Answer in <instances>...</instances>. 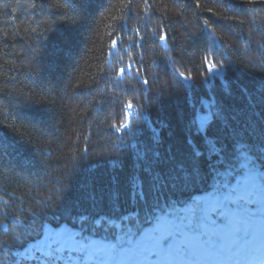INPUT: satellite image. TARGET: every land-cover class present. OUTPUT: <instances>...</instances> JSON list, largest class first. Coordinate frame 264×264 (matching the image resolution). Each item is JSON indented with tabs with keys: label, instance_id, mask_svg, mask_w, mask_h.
I'll use <instances>...</instances> for the list:
<instances>
[{
	"label": "trees",
	"instance_id": "1",
	"mask_svg": "<svg viewBox=\"0 0 264 264\" xmlns=\"http://www.w3.org/2000/svg\"><path fill=\"white\" fill-rule=\"evenodd\" d=\"M19 2L0 0V264H14L15 252L38 241L46 224L114 241L119 223L123 240L128 232L137 239L163 205L175 216L199 203L196 196L220 191L230 172L241 175L243 161L259 168L245 142L219 131L215 119L208 135L219 137L220 154L207 151L196 117L203 99L239 109L241 87L264 83V5L134 0L145 23L125 0H61L64 7L43 12ZM209 63L224 70L211 89ZM130 64L132 74L119 79ZM129 104L138 115L120 133ZM150 147L160 153L162 175L170 155L180 165L197 159L199 147L202 179L183 191L150 192L138 158Z\"/></svg>",
	"mask_w": 264,
	"mask_h": 264
},
{
	"label": "snow or ice",
	"instance_id": "2",
	"mask_svg": "<svg viewBox=\"0 0 264 264\" xmlns=\"http://www.w3.org/2000/svg\"><path fill=\"white\" fill-rule=\"evenodd\" d=\"M125 2L132 16L138 21L147 22L136 12L134 0H125ZM153 2L155 3V0ZM240 2L247 5H264V0H240ZM144 3L148 4V0H144ZM27 5H30L31 9H36L39 5L41 12L45 7L65 6L61 0H20L18 8L24 9ZM195 6L200 7L199 0ZM151 7L152 5H148L142 11L147 14ZM205 10L214 12L212 8ZM168 11L167 8L161 9L163 16H166ZM222 18L234 19L229 16ZM158 38L165 40L166 36L159 35ZM128 67L130 68L131 65ZM216 67L213 63L208 64L209 70H214ZM120 71L123 72L124 69L121 68ZM180 75L183 76L184 73ZM209 88L211 89V85ZM240 91L246 103L239 109L217 106L214 96L201 101V107L207 115L197 119L196 133L201 135L207 151L219 155L216 147L219 137L208 135V125L215 119L223 125L219 131L245 142L254 154L259 168L241 165V168L246 169L243 175L235 170L230 172L231 179L221 185L219 193L210 201L187 207L155 228L151 235H146L138 241L122 239V244H127L128 252L145 259L155 257L160 260H173L232 259L237 256L243 258L264 251V175L259 172V169H264V83L251 91L244 87H241ZM205 120L208 121V125L204 123ZM192 152L197 159L189 156L180 165L173 164L175 156L170 155L164 163L171 167L162 175L161 172L156 171V166L160 164V153L152 147L139 151L138 158L145 162L143 171L149 178V191L154 194L159 193L163 188L183 191L202 179L198 157L202 156L203 152L199 147L193 148ZM134 180L136 187L142 188L140 177H134ZM232 180L235 183H232ZM139 194L143 197L144 192L141 190ZM4 203L6 204L7 201ZM47 248L49 250L45 252L46 256L64 259L63 254L67 252L68 260L73 258V252L87 255L91 251L87 246L73 242L70 237L59 236L53 238L47 244Z\"/></svg>",
	"mask_w": 264,
	"mask_h": 264
},
{
	"label": "rangeland",
	"instance_id": "3",
	"mask_svg": "<svg viewBox=\"0 0 264 264\" xmlns=\"http://www.w3.org/2000/svg\"><path fill=\"white\" fill-rule=\"evenodd\" d=\"M160 42L164 47H166L165 40H160ZM119 44H120L119 41H116L113 44L111 55H115L118 53ZM130 65H131L130 68L128 66L123 67L124 71L120 72L119 79H123L125 75L132 74L131 69L133 68V65L132 64ZM208 73H209V80L206 81L207 85H209L216 77L223 80V75H224L223 68L216 67L214 70H209L208 68ZM181 79L186 84L191 83L189 79L183 76H181ZM188 81H190V83ZM137 115H138V109L132 105L131 107L128 106L127 120L125 124H123L122 127L118 130V132L121 133L124 131H129L131 121ZM199 115H207V113L204 110V112H198L197 117ZM143 117L147 119V115L144 114ZM242 164L246 165V167L248 168H251L244 161L242 162ZM245 170L246 169L244 168V171L242 172L241 175H243ZM260 174L262 175L263 173ZM218 193H219L218 190H214L205 196L196 198V201L202 204L206 201H210ZM184 209H181L180 211ZM163 210L164 211H157L153 226L146 228L137 240H133L131 236H128V239H131L133 241H138L139 239H141L146 235H151L155 228L161 226L165 221L173 217V215H170L168 213V209L164 205H163ZM115 228H116L115 241H106L101 238H97L93 236L90 237L86 235L84 233L83 228L75 230L66 226H61L59 228H52L50 226H46L44 232V235H46V237L43 238L44 237L43 235V237L39 241L28 245L25 249L21 251H17L15 253L16 261L14 262V264H220L221 262H226L228 260L230 261V259H189V258L160 260L155 257H151L147 259L137 257L126 250L127 245L122 244V239H124V236L120 232L121 230L120 224L115 223ZM128 235H130L129 232ZM58 236L63 238L70 237L72 238L73 242H78V245H85L89 249H91V251L87 255H85L82 252H73L72 253L73 258L71 260L67 259L68 256L67 252L63 254L65 257L64 259H55L54 256H46L45 252L49 250L47 248V244L50 243L53 238ZM53 247H55V245H53ZM259 253L262 254L264 253V251H261ZM254 254H258V253H252L250 255L255 256ZM234 258L240 260L242 259V257L239 256Z\"/></svg>",
	"mask_w": 264,
	"mask_h": 264
},
{
	"label": "bare ground",
	"instance_id": "4",
	"mask_svg": "<svg viewBox=\"0 0 264 264\" xmlns=\"http://www.w3.org/2000/svg\"><path fill=\"white\" fill-rule=\"evenodd\" d=\"M189 83H190V81H188ZM185 83V82H184ZM186 84V83H185ZM204 116H206V115H199L198 117H197V119L198 118H203ZM204 123L207 125V123H208V121L207 120H205L204 121ZM46 237V235H44V237L43 238H45ZM260 260L262 259V258H264V253L262 254V256L261 257H258ZM254 264H256V259H257V257L256 256H254Z\"/></svg>",
	"mask_w": 264,
	"mask_h": 264
}]
</instances>
